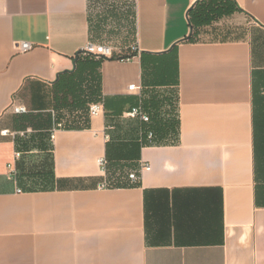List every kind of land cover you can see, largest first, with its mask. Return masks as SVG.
<instances>
[{
    "label": "crops",
    "instance_id": "crops-1",
    "mask_svg": "<svg viewBox=\"0 0 264 264\" xmlns=\"http://www.w3.org/2000/svg\"><path fill=\"white\" fill-rule=\"evenodd\" d=\"M196 1L0 0V264H264V0L194 28ZM89 42L136 56L104 59L103 112L52 140L44 114L76 118L57 99ZM170 91L178 139L150 142L125 114Z\"/></svg>",
    "mask_w": 264,
    "mask_h": 264
},
{
    "label": "trees",
    "instance_id": "trees-1",
    "mask_svg": "<svg viewBox=\"0 0 264 264\" xmlns=\"http://www.w3.org/2000/svg\"><path fill=\"white\" fill-rule=\"evenodd\" d=\"M239 10L240 7L235 0H197L189 10L190 23L194 28H199L221 17L232 15ZM78 57L74 76H69L64 88L60 90V95L57 99V103L62 106L65 104L70 105L73 108V112H76V118L71 123H68L64 117H61L58 111L55 120L52 119L50 113L44 114V116H47L51 127L54 122L62 123V128L88 127L90 104L101 100V81L98 75V68L104 61V58H97L89 54L83 55L81 52L78 54ZM81 60L84 63V68L82 69L80 67ZM69 97L72 98L71 101H69ZM174 97V117L169 115L163 116L161 113L162 107L168 103L169 99H172L171 97H162L159 93H154L143 103V107L151 115V123L148 124V127L154 131L157 142L176 141L178 139L179 117L176 112V94H174ZM33 139L35 140V138ZM48 173H52V171ZM127 179L128 183L134 184L129 179V174L127 175Z\"/></svg>",
    "mask_w": 264,
    "mask_h": 264
},
{
    "label": "built area",
    "instance_id": "built-area-1",
    "mask_svg": "<svg viewBox=\"0 0 264 264\" xmlns=\"http://www.w3.org/2000/svg\"><path fill=\"white\" fill-rule=\"evenodd\" d=\"M16 48L19 52H27L33 48V44L29 42H16ZM135 49L136 47L134 48V50ZM81 53L83 55L89 54V55L96 56L97 58H104V59H112V58H115L117 55V58L121 61L130 60L131 58L136 56L133 54H129V55H124L122 53L116 54L115 48L113 46L106 45V44H96L93 42H89L84 47V49L81 51ZM136 88H139V87L136 86L135 84L130 86V89H136ZM103 108H104V105L102 101L94 102L90 104V107H89L90 116L92 117L99 116L103 112ZM15 113L18 115L25 114V113H28V109L25 106H17L15 107ZM125 115L133 119H140L143 123H146V124L151 123V115L145 110V108L142 105H138V106L131 108ZM54 117H55V113H54ZM60 128H62V123L54 122V125L50 130V137L52 140L55 139L56 132ZM147 136L150 142H153L155 140V133L152 129H148ZM20 156H21V153L17 152L16 157L19 158ZM97 163L104 172H107L109 162L106 156L99 157L97 159ZM150 169H151L150 164H147V163L141 164V168H140L141 172L145 170H150ZM129 179L133 183H137L138 180L140 179V175L136 172H132L129 174ZM109 186H111L110 183L106 181V182L101 183L99 188L104 189V188H108ZM18 191L21 192L22 190L19 189Z\"/></svg>",
    "mask_w": 264,
    "mask_h": 264
},
{
    "label": "rangeland",
    "instance_id": "rangeland-1",
    "mask_svg": "<svg viewBox=\"0 0 264 264\" xmlns=\"http://www.w3.org/2000/svg\"><path fill=\"white\" fill-rule=\"evenodd\" d=\"M106 1H109V0H106ZM106 1L105 0H97V5L96 4L94 5V7H95L94 10H93L94 14L96 13V15L100 16L102 14V12H103V9L104 8L106 9V5L111 6L109 4H117V6L121 9V11H120L121 14H124L122 12V10H123L125 13L128 12V11H130V15H131V9H133L132 6H133L134 0H110V3L106 2ZM119 37H122L123 38V35H121V36L114 35L113 37H109V36L107 37L106 36V40L107 41H112L113 40L112 42L116 46H119V44L122 43L121 45L128 47V49L125 50V52L126 53L131 52L132 51V47L135 44L134 38L132 36H130L128 39L121 40ZM124 55H128V54H124ZM170 92H171L170 94H172V96H171L172 102L170 101L171 102V108L168 107L170 109V111H171V113H170L169 116L174 117V114H175V107H174V105H175V102H174L175 97H173L174 96L173 95L174 94L173 91H170Z\"/></svg>",
    "mask_w": 264,
    "mask_h": 264
}]
</instances>
